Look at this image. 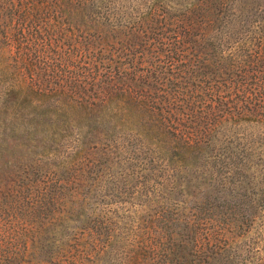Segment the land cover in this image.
Masks as SVG:
<instances>
[{"label":"trees","instance_id":"obj_1","mask_svg":"<svg viewBox=\"0 0 264 264\" xmlns=\"http://www.w3.org/2000/svg\"><path fill=\"white\" fill-rule=\"evenodd\" d=\"M0 264H264V0H0Z\"/></svg>","mask_w":264,"mask_h":264}]
</instances>
